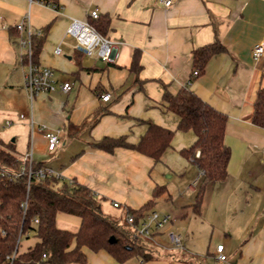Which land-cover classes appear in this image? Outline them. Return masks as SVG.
Here are the masks:
<instances>
[{
	"label": "crops",
	"instance_id": "obj_1",
	"mask_svg": "<svg viewBox=\"0 0 264 264\" xmlns=\"http://www.w3.org/2000/svg\"><path fill=\"white\" fill-rule=\"evenodd\" d=\"M57 2L54 7L0 0L1 142L12 144L18 156L31 152L33 162L59 179L89 187L100 209L118 222L126 208L148 202L156 185L165 186L148 211L170 214V228L183 238L182 248L175 249L163 232H154L144 261L133 256L118 262L104 250L84 247L82 264H264V127L251 122L256 90L264 88V55L252 56L254 44L264 42V0H172L168 6L161 0ZM92 9L109 20L105 35L118 46L112 63L83 56L66 35L71 20L90 21ZM21 21L44 30L37 62L53 68L57 80L70 81L69 91L29 99L17 45L24 32L15 29ZM215 40L224 50L194 75L193 50ZM135 50L137 72L130 69ZM185 85L226 115L223 142L230 151L225 179L207 184L197 211L202 173L179 153L195 135L177 129V116L162 100L164 90L174 94ZM105 93L107 101L100 99ZM149 122L174 130L159 160L128 147L107 151L94 145L105 136L136 143ZM42 124L58 134L53 151L37 130ZM75 217L72 227L56 225L75 232L80 224ZM35 240L24 246L20 241L19 251ZM218 244L224 246L223 261L215 256Z\"/></svg>",
	"mask_w": 264,
	"mask_h": 264
},
{
	"label": "trees",
	"instance_id": "obj_2",
	"mask_svg": "<svg viewBox=\"0 0 264 264\" xmlns=\"http://www.w3.org/2000/svg\"><path fill=\"white\" fill-rule=\"evenodd\" d=\"M44 2L58 6L57 0ZM88 22L105 35L109 23L107 17L99 15ZM43 39L44 30L32 33L30 37L32 61L36 64ZM223 50L217 40L194 49L192 72L200 74L208 59ZM139 68L138 50H135L130 69L137 72ZM162 100L165 108L177 116V129L191 130L195 135L194 141L179 153L202 172L194 200L197 211L207 184L222 181L227 175L230 151L223 142L226 115L190 91L187 85L174 94L164 90ZM252 105L251 122L264 127V88L256 90ZM173 135L174 130L149 122L136 143L127 142L124 136H105L94 145L107 151L128 147L159 160L170 146ZM3 145L0 170L8 173L0 175V264H8L7 256L12 254L14 257L9 264H82L86 261L84 247L92 251L104 250L118 262L133 256L140 257L142 261L149 257V239L139 235L133 227L139 224L155 198L165 193V186L156 185L152 198L141 207L126 208L125 214L133 217V225L128 224L125 218L123 223L118 222L100 209L97 197L86 185L54 175L37 179L28 176V170L15 175L23 163L14 153L12 144ZM30 166L33 172L42 168L40 162H32ZM22 203H25V208ZM58 212L77 216L80 219L78 229L73 232L57 227L55 218ZM28 235L35 237V242L26 250L19 251L21 238Z\"/></svg>",
	"mask_w": 264,
	"mask_h": 264
},
{
	"label": "built area",
	"instance_id": "obj_3",
	"mask_svg": "<svg viewBox=\"0 0 264 264\" xmlns=\"http://www.w3.org/2000/svg\"><path fill=\"white\" fill-rule=\"evenodd\" d=\"M38 1L42 4H47L44 0H29ZM165 6L171 4L172 0H161ZM90 18H97L99 12L97 9H92L89 12ZM19 32H24V35H20L18 39L19 58L26 65V69L23 74L24 86L26 88L28 97L32 100L38 93H50L57 89L67 92L71 89V82L64 80L59 81L55 78L54 69L49 66L39 65L32 61V50L30 37L32 33H40L39 30L33 31L29 24L24 21L15 25ZM66 35L75 39V48L83 56L87 58H96L103 62L112 63L116 60L118 54L117 43L109 38L107 35L100 34L95 28L89 24L88 21H80L77 19L71 20L69 26L66 29ZM59 52V49H56ZM264 55V42H258L252 47V56L254 59H259ZM196 75L197 72L193 71ZM100 99L107 101L110 99V94H100ZM22 117L23 114H20ZM6 123H10L7 121ZM37 130L41 132L46 139L48 151H53L58 145L59 138L57 132L47 128L45 125H40ZM5 147L0 140V151ZM198 152L196 153V155ZM17 157L22 161L20 171L15 175H19L25 170H28V176H34L37 179H42L46 176L54 175L60 178L59 174L53 172L48 168H39L35 172L31 170L32 156L31 152ZM262 162L264 163V148L262 149ZM8 172L0 170V175H6ZM202 173V172H201ZM118 202H113V206L117 207ZM21 206L25 208V203ZM125 220L128 224L133 225V217L130 214H125ZM37 222V219L34 220ZM172 216L168 213L161 214L157 211H148L143 218L139 221L136 227L132 226L136 232L145 237L151 238L154 232H163L167 238L168 244L171 248L179 249L183 246L182 235L176 230L170 228ZM223 244H218L215 249V256L218 260L223 261L226 259L224 254ZM14 257V254L7 256L8 264Z\"/></svg>",
	"mask_w": 264,
	"mask_h": 264
},
{
	"label": "rangeland",
	"instance_id": "obj_4",
	"mask_svg": "<svg viewBox=\"0 0 264 264\" xmlns=\"http://www.w3.org/2000/svg\"><path fill=\"white\" fill-rule=\"evenodd\" d=\"M121 219V220H120ZM120 222L123 223V221H125L123 218H120ZM77 220V218L75 216L72 215H68L65 213H58L56 215L55 221L59 224V225H65L67 224V226L72 227V225L75 223V221ZM34 237H31L28 241H24V236L21 238L22 245L24 246V244L27 242L31 243L32 241H34Z\"/></svg>",
	"mask_w": 264,
	"mask_h": 264
},
{
	"label": "water",
	"instance_id": "obj_5",
	"mask_svg": "<svg viewBox=\"0 0 264 264\" xmlns=\"http://www.w3.org/2000/svg\"><path fill=\"white\" fill-rule=\"evenodd\" d=\"M110 240L113 241V237H111Z\"/></svg>",
	"mask_w": 264,
	"mask_h": 264
}]
</instances>
